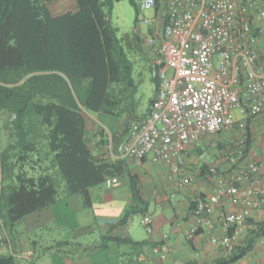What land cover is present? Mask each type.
Segmentation results:
<instances>
[{"label":"trees","instance_id":"trees-1","mask_svg":"<svg viewBox=\"0 0 264 264\" xmlns=\"http://www.w3.org/2000/svg\"><path fill=\"white\" fill-rule=\"evenodd\" d=\"M52 1L57 0H0V220L11 228L71 195H79L90 207L93 187L108 177L125 175L130 206L101 237L99 247L105 249L112 242L137 249L146 241L112 231L128 227L135 214H149V200L138 174L125 160L94 155L87 140V117L97 113L108 127L124 116L136 118L135 109L128 105L129 53L143 51L142 39L128 32L118 35L111 23L118 0H75L74 10L57 16L48 7ZM131 2L138 9L137 0ZM154 83L157 90L158 75ZM250 121L243 165L252 145ZM111 131L116 137V131ZM196 203H192L193 214ZM93 229L71 233L89 234ZM252 235L228 257L210 264L242 259L255 239L264 237V221ZM70 245L65 241L51 248L62 247L64 254ZM0 264H15V259L0 254Z\"/></svg>","mask_w":264,"mask_h":264},{"label":"built area","instance_id":"built-area-1","mask_svg":"<svg viewBox=\"0 0 264 264\" xmlns=\"http://www.w3.org/2000/svg\"><path fill=\"white\" fill-rule=\"evenodd\" d=\"M165 2V20L159 26L155 20L157 26L142 42L158 66L159 86L148 116L124 142L122 156L136 161L150 157L168 168L171 180L179 177L177 185L183 189L194 180L191 174L183 175L190 148L207 136L246 129L249 119L264 112V60L258 51L264 39V0ZM137 3L142 12L158 5L157 0ZM244 142L245 138L224 152V158L239 168L212 195L197 200L196 224L185 234L192 240L202 225L213 228L216 206L227 201L232 208L222 214L225 233L212 234L210 240L227 255L241 243L250 217L264 203V164L252 160L241 164ZM210 172L216 174L217 166L212 164ZM117 181L108 177L105 183ZM141 223L147 233L154 231L151 214H145ZM0 242H7L3 231ZM260 243L264 249V238ZM169 249L165 244L157 251L164 258Z\"/></svg>","mask_w":264,"mask_h":264},{"label":"crops","instance_id":"crops-1","mask_svg":"<svg viewBox=\"0 0 264 264\" xmlns=\"http://www.w3.org/2000/svg\"><path fill=\"white\" fill-rule=\"evenodd\" d=\"M161 6H163L164 14L158 15L156 20L164 21L167 15L165 0L157 8ZM255 25H258V20ZM154 28L152 27L151 30ZM258 51L259 57L264 60V39H261L258 44ZM145 54L155 61L150 51L146 50ZM150 106L149 103L146 112L142 115L135 112V119L124 116L120 121H112L109 127L96 121L89 114L87 117V140L94 155H101L112 161L123 159L128 168L140 178L143 191L149 200L148 213L154 218V231L140 238L134 237L130 225L114 228L112 232L125 235L127 232L128 236L136 241H146L142 246L137 249L128 246L127 251L123 252H119L122 248L112 242H109L105 249L99 247L101 237L111 230V226L130 206L131 191L128 179L125 175H119L115 176L118 178L116 183L110 186L104 183L110 192L102 188L96 191L97 186L91 189L90 207L84 205L79 195H71L62 197L51 206L24 217L11 228L5 227L0 220V231H3L7 241L0 242V254L12 255L15 264H210L217 259L228 257L229 255L222 247L212 245L210 240L212 234L221 236L225 233L222 226V214L232 208L229 202L223 201L216 206L211 217L213 228L202 225L198 234L190 241L186 240L185 234L196 224L192 203L200 198H208L222 182L238 170L239 165L231 164L223 156L226 151L225 145L230 141L231 130L207 136L199 146L190 148L187 168L183 175L191 174L194 180L183 189H179L177 182L180 178L171 180L166 166L153 163L150 157L136 161L122 156L124 142L131 130L139 127L144 121ZM126 127L127 130L124 131ZM249 127L252 133V145L247 160L264 164V112L251 119ZM111 130L116 131V137L112 136ZM111 142L113 148H110ZM203 153H205L204 156ZM212 164L217 166L216 174L210 173ZM262 184L264 185V179ZM96 198L99 203L108 206L101 210L104 213L100 218L96 215L89 216V211H93L95 207L94 199ZM114 204L120 208L113 209ZM151 204H154V212L160 211V214H153L150 209ZM263 221L264 203L250 217L241 244L246 243V240L253 236V232L257 230V224ZM93 222L95 226L92 225ZM92 226L99 231L98 242L83 244L73 239L76 235L71 234V231ZM65 241L71 242L72 246L74 242L80 243L81 246L66 247L64 254L61 252L64 249L62 247L51 248ZM165 244L170 249L167 256L162 258L157 249ZM111 247H114L117 254H110ZM231 264H264V249L260 239H255L252 250L242 259Z\"/></svg>","mask_w":264,"mask_h":264},{"label":"rangeland","instance_id":"rangeland-1","mask_svg":"<svg viewBox=\"0 0 264 264\" xmlns=\"http://www.w3.org/2000/svg\"><path fill=\"white\" fill-rule=\"evenodd\" d=\"M163 2L164 0H159L158 6L162 5ZM75 5V0H57L48 3V7L54 16L74 10ZM163 14V6L159 8L153 7L142 12L136 8L131 0H118L115 2L114 8L111 12V23L117 29L119 36H122L123 34L128 32L140 36L143 42L147 35H149L152 31V27L157 26L158 22L155 20L157 19L158 15L161 16ZM159 20V24L161 25L162 21L161 19ZM145 51L146 48L143 47L142 52L135 53L133 51H130L129 53V59L132 62V67L131 78L130 82L128 83V100L129 102H131L128 105L131 107V109L134 108L139 115H142L146 112L150 100L156 94L154 78L158 75V69L156 67L155 61L151 60L150 57L145 54ZM235 114L237 117L241 116L239 111H236ZM89 115L98 122H100V120L106 121L104 117L97 113L90 112ZM125 120L126 119H124V121ZM246 132L247 129L231 130V136L229 137L231 142L228 141L230 143L228 144L227 142V145H225L226 151L237 148L240 145V140L245 138ZM227 147L229 148L227 149ZM26 167L27 170L31 171L29 165H27ZM99 188H102V190L104 191L110 192L109 189H106L104 184L97 186L95 190L97 191ZM97 199L98 198L94 199L95 207L93 211H89V216L93 217V215H96L100 218V216L104 213L102 212V209H106L108 206L102 205ZM114 208L117 209L120 207L117 204H114L113 209ZM150 209L154 215H157V213L160 214V211L154 212V204H151ZM142 218V214H135L132 217L130 227L132 228V234L135 238H140L147 235L146 229L141 224ZM92 225L95 226L96 224L93 222ZM125 233L128 235L127 232ZM97 236H99V231L94 227V232L89 234H79L72 238L83 244H93L95 242H98ZM76 244L77 242H74L73 246L71 244L69 247L73 248L76 246ZM121 248L122 249H120L119 252L127 251L128 246L123 245L121 246ZM109 251L111 255H114L116 253L114 247H111Z\"/></svg>","mask_w":264,"mask_h":264}]
</instances>
